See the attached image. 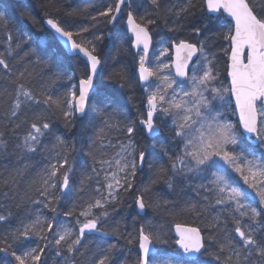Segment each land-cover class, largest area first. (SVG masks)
<instances>
[{
  "label": "snow or ice",
  "instance_id": "6c2138e0",
  "mask_svg": "<svg viewBox=\"0 0 264 264\" xmlns=\"http://www.w3.org/2000/svg\"><path fill=\"white\" fill-rule=\"evenodd\" d=\"M40 13L0 12V264H264V0Z\"/></svg>",
  "mask_w": 264,
  "mask_h": 264
},
{
  "label": "trees",
  "instance_id": "16d2710c",
  "mask_svg": "<svg viewBox=\"0 0 264 264\" xmlns=\"http://www.w3.org/2000/svg\"><path fill=\"white\" fill-rule=\"evenodd\" d=\"M0 2H2L4 5H7L10 7L9 9L12 13H11V15H8V16L11 19L12 24L17 28L23 27L24 26L23 22L15 14L16 10H17V4L8 3L7 1H3V0H0ZM91 2H92V0H73V3L79 5L80 7L88 5ZM24 4L28 7V9L30 11L33 12V14H37V15L41 14L40 13V0H27L26 3H24ZM0 12H3V11L0 10ZM52 44H53V46H56L55 41H53ZM124 60H125V63H127V59L124 58ZM71 65H72V61L70 60V58H68L65 62L64 67H69ZM108 70H111V68H109ZM232 120L235 121L236 119L232 118ZM142 179H143V177H142ZM175 223H179L182 226H187V227H199V226H201L200 222L198 220H196V218L191 217V216H179L174 221L173 227H174Z\"/></svg>",
  "mask_w": 264,
  "mask_h": 264
},
{
  "label": "bare ground",
  "instance_id": "6f19581e",
  "mask_svg": "<svg viewBox=\"0 0 264 264\" xmlns=\"http://www.w3.org/2000/svg\"><path fill=\"white\" fill-rule=\"evenodd\" d=\"M8 3L17 4V2H14L12 0H6ZM27 0H24L23 3H26ZM10 7L7 5H4L2 2H0V10L3 12H6L8 15H11V11L9 9Z\"/></svg>",
  "mask_w": 264,
  "mask_h": 264
},
{
  "label": "water",
  "instance_id": "95a60500",
  "mask_svg": "<svg viewBox=\"0 0 264 264\" xmlns=\"http://www.w3.org/2000/svg\"><path fill=\"white\" fill-rule=\"evenodd\" d=\"M12 1L17 2V0H12ZM236 119H238V116H236ZM185 227H187V226H185ZM173 236H174V228H173Z\"/></svg>",
  "mask_w": 264,
  "mask_h": 264
},
{
  "label": "rangeland",
  "instance_id": "374dc122",
  "mask_svg": "<svg viewBox=\"0 0 264 264\" xmlns=\"http://www.w3.org/2000/svg\"><path fill=\"white\" fill-rule=\"evenodd\" d=\"M230 115H231V113H229V117H230V119L235 118V116H232V115L230 116Z\"/></svg>",
  "mask_w": 264,
  "mask_h": 264
}]
</instances>
